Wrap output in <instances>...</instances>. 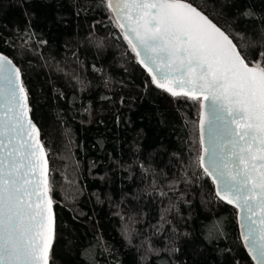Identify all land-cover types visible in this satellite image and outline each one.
<instances>
[{"label":"trees","instance_id":"1","mask_svg":"<svg viewBox=\"0 0 264 264\" xmlns=\"http://www.w3.org/2000/svg\"><path fill=\"white\" fill-rule=\"evenodd\" d=\"M190 2L222 26H249L246 8L264 17V0ZM0 52L22 69L48 152L55 264H252L198 167L199 105L151 86L104 0H0Z\"/></svg>","mask_w":264,"mask_h":264},{"label":"snow or ice","instance_id":"2","mask_svg":"<svg viewBox=\"0 0 264 264\" xmlns=\"http://www.w3.org/2000/svg\"><path fill=\"white\" fill-rule=\"evenodd\" d=\"M104 4L151 86L199 105L202 177L216 200L237 210L241 240L255 264H264V17L256 22L246 8L238 16L249 26L227 19L222 26L190 0ZM232 6L235 0H225V10ZM31 112L22 69L0 53V264H55L54 184ZM163 251L179 248L172 242Z\"/></svg>","mask_w":264,"mask_h":264},{"label":"water","instance_id":"3","mask_svg":"<svg viewBox=\"0 0 264 264\" xmlns=\"http://www.w3.org/2000/svg\"><path fill=\"white\" fill-rule=\"evenodd\" d=\"M110 13H111V15H112V17H113V19H114V21H115V13H113L112 11H110ZM0 53L4 54L3 52H0ZM4 55H6V54H4ZM7 56H8V55H7ZM14 63H15V62H14ZM15 64H16V63H15ZM199 111H200V109H199ZM30 116H31V114H30ZM33 122H34V120H33ZM34 123H35V122H34ZM198 125H199V116H198ZM198 132H199V126H198ZM229 206H231V205H229ZM231 207H232V206H231ZM235 210H236V209H235ZM54 213H55V212H54ZM236 221H237V224H238L239 234H240V239H241V232H242V229H241V227H240V225H239V223H238L237 210H236ZM241 242H242V240H241ZM242 244H243V242H242ZM243 246H244V244H243ZM244 248H245V246H244ZM245 250H246L247 255L249 256V258H250L252 264H255V262L252 260L251 256H250L249 253H248V249L245 248Z\"/></svg>","mask_w":264,"mask_h":264}]
</instances>
